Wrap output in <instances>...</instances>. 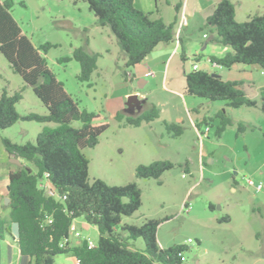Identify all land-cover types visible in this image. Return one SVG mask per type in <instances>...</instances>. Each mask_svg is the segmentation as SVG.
Instances as JSON below:
<instances>
[{
	"label": "rangeland",
	"instance_id": "1",
	"mask_svg": "<svg viewBox=\"0 0 264 264\" xmlns=\"http://www.w3.org/2000/svg\"><path fill=\"white\" fill-rule=\"evenodd\" d=\"M140 1L148 3L147 0H138V3ZM182 1L185 4V0ZM219 1L202 0L203 6L189 25L184 18H178L175 29L181 43L178 54L170 60V74L175 82L172 86L184 92L183 68L190 71L197 64L199 69L211 70L223 79L243 78L249 97L258 104L235 108L226 100H210L188 92L172 93L164 86L163 73L155 71V77L148 78L149 83L139 90L149 101L143 111L154 103L161 114L139 126L126 124L125 119L120 121L101 109L102 104L106 107V97L116 101L129 90L138 88L139 83L131 81L130 75L124 73L135 69L126 67L122 59L124 51L110 28L106 26L108 32H103L101 38L90 28V16L95 15L86 1L15 0L12 14L36 46L45 42L52 44L46 54L48 66L79 106L102 114V120L109 123L99 143L83 151L90 160V180L101 178L113 185L134 181L141 189L140 208L133 215L123 216L121 224L140 225L148 219L160 220L157 230L160 245L185 244L186 264H264V68L240 64V67H249L250 71L245 72L212 65L209 56L218 54L223 46L203 37L204 33L210 34L205 14L212 13ZM231 1L238 21L264 13V0ZM157 5L165 19L175 13L165 0H159ZM150 6L155 10L156 1L151 0ZM80 21L87 24L88 29L83 31ZM86 34L99 48L109 49L100 58L90 84L78 79L81 66L77 60L59 61L61 57L71 56L75 48L84 46ZM206 42L208 45L204 47ZM173 44L177 45L176 40ZM4 88L11 93L23 89V98L17 103L19 113L47 112L33 87L25 86L21 75L13 71L0 50V93ZM219 113L231 118L220 135L217 133L221 124ZM205 117L208 124L202 123ZM164 121L181 125L183 132L173 135ZM71 124L81 126L80 121ZM195 124L201 131L209 127L208 136L201 140ZM44 125L46 123L19 120L0 130V171L9 161L2 138L8 137L17 143L35 142ZM155 160H170L173 167L160 178L137 177L138 165ZM25 164L33 168L31 163L26 161ZM227 215L230 219H223ZM121 224L117 227L119 230ZM72 225L84 239L97 243L96 225H87L84 217L74 219ZM131 241L137 248L145 247L142 238ZM55 259L59 264H69L66 253L57 254Z\"/></svg>",
	"mask_w": 264,
	"mask_h": 264
},
{
	"label": "trees",
	"instance_id": "2",
	"mask_svg": "<svg viewBox=\"0 0 264 264\" xmlns=\"http://www.w3.org/2000/svg\"><path fill=\"white\" fill-rule=\"evenodd\" d=\"M84 1L98 24L108 26L116 36L127 57L126 67L142 62L160 43L176 40L175 27L182 0L175 5L176 15L169 24L162 17L153 18L150 12L137 7L136 0ZM14 4L15 0H0V50L13 71L21 75L25 86H32L47 107L46 113L21 114L17 103L23 98V89L11 93L4 88L0 93V130L19 120L46 123L35 142L17 143L8 137L2 138L7 153L23 162V165H13L8 186L11 208L8 221L18 225L22 254L33 258L34 264H54L55 256L61 253H72L80 264H186L185 244L160 245L157 236L160 220L148 219L140 225L121 224L123 216L133 215L142 204V191L136 182L113 185L101 178L90 180V160L83 148L95 147L109 123L102 120L100 113L81 108L66 91L64 83L48 66L46 54L52 44L45 42L36 46L23 33L12 14ZM235 15L234 3L220 0L208 17L209 41L229 47L221 55L211 54L210 61L227 68L236 64H257L264 68V13L251 15L242 22L236 20ZM182 56L185 59L184 53ZM99 57L100 53L80 46L71 56L61 57L59 61L77 60L81 66L78 79L90 84ZM124 73L128 75L127 71ZM185 78L187 92L191 95L226 100L235 108L258 104L249 97L243 80L223 79L221 75L194 67L185 72ZM262 95L264 108V88ZM160 114L158 106L151 103L136 117L119 112L115 118L139 126L143 121L159 118ZM218 115L221 124L217 133L220 135L231 118L224 113ZM73 121H80L81 126H73ZM52 123L55 125H50ZM202 123L208 124L206 117ZM164 125L175 136L183 132V127L177 123L164 121ZM243 128L241 125L240 129ZM26 161L33 168L26 165ZM172 167L170 160H155L138 165L136 175L160 178ZM46 173L59 196L47 195L40 186ZM50 217L52 222L48 221ZM78 217L97 226L99 237L95 246L70 245L71 227ZM223 219L229 220L230 216ZM120 224L121 230L117 228ZM138 238L144 240L142 249L131 241Z\"/></svg>",
	"mask_w": 264,
	"mask_h": 264
},
{
	"label": "crops",
	"instance_id": "3",
	"mask_svg": "<svg viewBox=\"0 0 264 264\" xmlns=\"http://www.w3.org/2000/svg\"><path fill=\"white\" fill-rule=\"evenodd\" d=\"M156 1V8L155 10L152 9V6H150L151 0H147V5H145L142 1L138 3V0L135 1L137 7L150 12L153 18H159L162 17L166 23H171L176 15V9L175 5L180 1V0H165L168 3V6L175 10V13L172 14L170 19H165L159 6L157 5L159 0ZM218 3V2H217ZM217 3L214 5L213 9H215ZM201 6H203L202 0H185V4H183L182 9L179 12V19L184 18L185 23L187 25L190 24V19L197 14L198 11H200ZM146 7V8H145ZM214 11V10H213ZM213 13V12H212ZM208 12L205 14V22L207 23L208 17L212 14ZM90 16V15H89ZM91 29L93 28L96 30L97 33L100 34V38L104 34L103 32H108L106 31V26H101L98 24L96 17H91ZM180 21V20H179ZM81 22V21H80ZM83 23V22H81ZM205 23V24H206ZM83 31L88 29V25L83 23L82 24ZM111 30V29H110ZM108 37L111 38L110 33H107ZM206 33L203 34L204 38L208 39V35L205 36ZM115 36V35H114ZM86 37V46L87 50L90 52H97L100 53V57L98 60V67L96 71L99 68V62L100 58L103 57V54L105 51H109L108 48H99L98 44H93L91 41V38L88 34L85 35ZM100 41V39H99ZM118 42V41H117ZM180 42L179 38V32L176 30V43L177 45H174V41L171 43H160L155 47V49L139 64L133 66L135 71L134 72H128L130 75V80H137L139 83L138 88H133L132 90H129L127 93H125L123 96H121L118 99H115L116 101H113L112 98L106 97V107L102 104L101 109L105 110L111 117H116L117 113L122 112L125 113V115H134L141 113L144 109L145 106L149 103L147 97H145L139 88L145 87L149 83L150 77H155L157 71L159 73H163V82L164 86L172 93H179L184 95L187 93V88L186 86L184 87V92H180L178 89L173 87L172 85L175 84L173 81L174 78L170 74V63L174 56L178 54V44ZM181 43V42H180ZM215 43V42H213ZM207 47L208 42L205 43ZM223 46V45H222ZM227 50H229L228 46H223L222 50L214 55H221L225 53ZM125 54V52H124ZM153 56V57H151ZM186 56V54H185ZM126 54L122 56V59L124 62H126ZM210 60V59H209ZM170 61V62H169ZM211 62V61H210ZM212 63V62H211ZM214 66H220L217 64L212 63ZM254 65V64H253ZM257 65V64H255ZM199 68V67H198ZM204 70L210 72L211 70H208L206 68H203ZM230 70H237V71H245L249 72V67H240V64H236L229 68ZM188 70L184 67L183 68V77L185 78V72ZM151 72L150 75H146V73ZM222 76V75H221ZM230 79H236V80H243L244 85L246 81L243 78H230ZM186 81V78H185ZM133 93H138L139 96L143 99H145V102L143 103L141 109H137L134 112H128L126 110V101L128 99V96L133 94ZM102 115V114H101ZM196 126V124H195ZM196 129L198 130L199 128L196 126ZM7 152V151H6ZM8 154V153H7ZM8 163L5 165L4 169L0 171V264H34V259L30 258L29 256L23 255L18 243V225L15 222L8 221L10 217V211L11 208L9 207V204L5 203L6 197H8V192H9V173L10 170L13 168V165H21V159L14 156H10L8 154ZM20 160V161H19ZM87 225L89 223L87 222ZM74 226V225H73ZM84 238L81 236L77 237L75 234L71 232L69 242L71 246L81 244L83 242ZM66 260L68 261L69 264H74L76 257L72 253H66ZM54 264H59L56 259L54 258Z\"/></svg>",
	"mask_w": 264,
	"mask_h": 264
},
{
	"label": "built area",
	"instance_id": "4",
	"mask_svg": "<svg viewBox=\"0 0 264 264\" xmlns=\"http://www.w3.org/2000/svg\"><path fill=\"white\" fill-rule=\"evenodd\" d=\"M205 36H207V34H205ZM193 67L194 68H198V65L197 64H194ZM150 74H151V72L146 73V75H150ZM208 131H209V127H207L205 129V131H201L200 129H198L197 130V133H198L199 138L202 140L204 137L208 136ZM40 186L42 187V189H44V191H45V193L47 195L59 196V194L56 191V188H55L54 184L52 183V181L49 178V173H46L44 175V177L41 179ZM259 188H261V185L259 186ZM48 221L49 222H52L51 217L49 218ZM71 232L73 234H75L77 237L81 236V233L73 225L71 227ZM189 241H191V239H189ZM88 244H89L90 247L95 246L94 242L89 241V240H88ZM61 245H63V244H61ZM74 264H80L79 259L76 258Z\"/></svg>",
	"mask_w": 264,
	"mask_h": 264
},
{
	"label": "water",
	"instance_id": "5",
	"mask_svg": "<svg viewBox=\"0 0 264 264\" xmlns=\"http://www.w3.org/2000/svg\"><path fill=\"white\" fill-rule=\"evenodd\" d=\"M206 46V44H205ZM213 75H218L216 73H213ZM145 102V99L141 98L138 93H133L128 96V99L126 101V110L128 112H134L137 109H141L143 103ZM5 203H10V197H6ZM83 247L87 248L89 247L88 240L84 239L82 242Z\"/></svg>",
	"mask_w": 264,
	"mask_h": 264
}]
</instances>
